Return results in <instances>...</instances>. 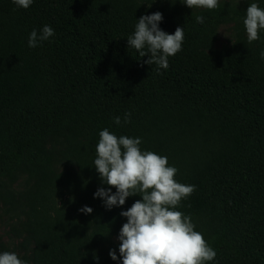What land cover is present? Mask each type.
<instances>
[{"label":"trees","instance_id":"16d2710c","mask_svg":"<svg viewBox=\"0 0 264 264\" xmlns=\"http://www.w3.org/2000/svg\"><path fill=\"white\" fill-rule=\"evenodd\" d=\"M183 2L33 0L23 9L0 0V217L14 242L0 236V254L26 264H122L120 212L141 197L108 210L93 196L110 187L94 168L107 128L142 138V152L166 156L175 180L196 186L174 210L215 250L205 264H264V30L249 43L243 23L249 4L264 9V0L211 10ZM157 11L164 32L184 28L167 69L127 44L140 16ZM44 25L55 35L29 48L30 32ZM223 25L233 41L216 48Z\"/></svg>","mask_w":264,"mask_h":264},{"label":"clouds","instance_id":"9594fccd","mask_svg":"<svg viewBox=\"0 0 264 264\" xmlns=\"http://www.w3.org/2000/svg\"><path fill=\"white\" fill-rule=\"evenodd\" d=\"M18 8L27 9L33 0H13ZM188 8L216 9L219 0H184ZM239 3V0H238ZM163 20L159 11L141 15L134 33L127 38L128 47L137 50L140 57L150 54L144 63L156 64L159 68L169 67V57L182 50L184 28L177 27L173 34L159 28ZM196 23L203 24L204 17L197 15ZM249 43L258 40L259 32L264 30V9L251 3L246 9L243 21ZM55 35L50 25H44L38 32L33 29L28 37V47L35 48ZM146 49V51H145ZM264 59V51L261 52ZM131 113L126 112L123 123H130ZM121 125V117L114 118ZM96 146L97 157L94 168L101 182L110 186L99 187L94 198L103 200L104 207L111 210L121 207L126 199L139 195L120 216L126 218L119 231V254L122 264H205L213 261L216 252L205 241L190 215L174 210L182 199L189 197L195 185H185L175 180L176 167L168 166V158L152 151L142 152V138L117 137L107 128L99 133ZM112 188L116 191L113 193ZM78 211L91 214L93 209L83 206ZM109 257L115 261V250H109ZM0 264H26L15 252L0 254Z\"/></svg>","mask_w":264,"mask_h":264},{"label":"rangeland","instance_id":"374dc122","mask_svg":"<svg viewBox=\"0 0 264 264\" xmlns=\"http://www.w3.org/2000/svg\"><path fill=\"white\" fill-rule=\"evenodd\" d=\"M222 0H219V2ZM233 41L232 25H223L218 30V41L216 43V48H220L224 45H229ZM9 221L6 217H0V236L3 241L10 247L14 245V242L9 236Z\"/></svg>","mask_w":264,"mask_h":264}]
</instances>
